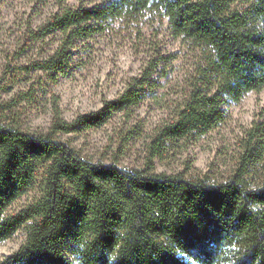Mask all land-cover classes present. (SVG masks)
Instances as JSON below:
<instances>
[{
    "label": "trees",
    "instance_id": "16d2710c",
    "mask_svg": "<svg viewBox=\"0 0 264 264\" xmlns=\"http://www.w3.org/2000/svg\"><path fill=\"white\" fill-rule=\"evenodd\" d=\"M144 13L168 19L174 36L201 51L186 101L157 135V155L168 142L216 129L227 119L226 105L264 90V0H107L65 8L27 37L66 35L34 68L66 75L74 40ZM158 62L99 112L54 128L99 127L137 105L159 86ZM248 136L236 172L212 183L93 162L50 135L12 125L0 110V243L20 230L26 235L0 264H264V180H247L263 156L264 122ZM28 195L33 199L14 210Z\"/></svg>",
    "mask_w": 264,
    "mask_h": 264
},
{
    "label": "rangeland",
    "instance_id": "374dc122",
    "mask_svg": "<svg viewBox=\"0 0 264 264\" xmlns=\"http://www.w3.org/2000/svg\"><path fill=\"white\" fill-rule=\"evenodd\" d=\"M107 0H0V110L6 121L28 133L50 135L85 159L148 173L182 174L212 183L226 181L238 169L250 130L264 122V90L226 105L227 119L216 129L154 154L161 128L171 122L186 101L201 51L173 35L168 19L153 13L109 20L101 32L77 39L68 49L66 75L52 76L34 65L54 55L66 38L56 31L39 40L31 32L65 8L92 9ZM159 61V86L128 110L115 113L99 127L73 132L55 129L58 121L75 123L114 101L130 80ZM57 78V79H56ZM252 186L264 180V152L247 174ZM22 197L14 210L31 201ZM23 230L0 243V261L19 249Z\"/></svg>",
    "mask_w": 264,
    "mask_h": 264
}]
</instances>
